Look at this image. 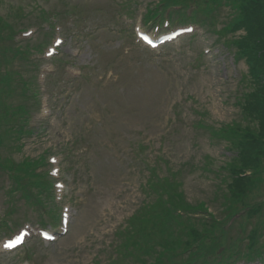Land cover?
<instances>
[{"label": "rangeland", "instance_id": "obj_1", "mask_svg": "<svg viewBox=\"0 0 264 264\" xmlns=\"http://www.w3.org/2000/svg\"><path fill=\"white\" fill-rule=\"evenodd\" d=\"M157 1L0 0V17L15 29L36 25L42 11L54 10L60 13L63 30L78 31L76 37H65L61 56L54 61L57 71L44 84L50 116L37 124L33 135L24 137L20 151L6 144L0 149V156L15 162L56 155L66 184L64 203L71 209L68 233L54 244L33 240L15 254H0V264H149L154 256L143 253L142 247L153 242L159 250V243L170 241L162 224L129 228L122 235L128 218L142 206L148 170L156 166L159 179L167 176L179 182L173 190L182 206L203 201L217 219L231 213L227 207L233 201L220 167L236 149L229 150L226 140L210 139L196 123L203 120L215 129L245 126L239 102L246 92L240 82L246 65L236 62L233 50L216 42L215 36L203 32L157 52L135 45L132 24L142 19L147 4ZM65 11L80 13L81 22L74 27L72 18L61 15ZM17 13L22 16L16 18ZM43 32L38 30L32 42H41ZM205 49L211 52L205 55ZM64 62L80 70L84 79L73 78ZM13 69L26 79L30 74L19 61ZM10 94V87L0 88L2 103ZM10 102L16 104L17 95ZM47 165L42 170L49 169ZM7 174L0 170V216L9 212ZM249 194L250 199H264V178ZM10 195L17 208L13 220L37 224L41 216L48 222L46 203L33 198L26 202L19 192ZM164 200H168L164 192H153L145 204L158 201L154 208L160 212L168 206ZM258 218L264 216L235 220L237 225L223 239L225 246L241 235L238 223L247 234ZM214 233H204V243L209 244ZM259 241H264V232ZM242 243L236 244L243 248ZM125 249L132 258L121 256ZM26 254L30 259L20 261Z\"/></svg>", "mask_w": 264, "mask_h": 264}, {"label": "trees", "instance_id": "obj_2", "mask_svg": "<svg viewBox=\"0 0 264 264\" xmlns=\"http://www.w3.org/2000/svg\"><path fill=\"white\" fill-rule=\"evenodd\" d=\"M258 98V101H262V100H264V91H263V93L262 94H260V96H258L257 97ZM262 105V104H261ZM245 140V143H246V145H250V147H252V148H254V147H256V143L255 142H250L248 139H246V138H244L243 139V141ZM235 181V183H237V182H244V181H241V179H239V181H237V180H234Z\"/></svg>", "mask_w": 264, "mask_h": 264}, {"label": "snow or ice", "instance_id": "obj_3", "mask_svg": "<svg viewBox=\"0 0 264 264\" xmlns=\"http://www.w3.org/2000/svg\"><path fill=\"white\" fill-rule=\"evenodd\" d=\"M5 247H11V244H6Z\"/></svg>", "mask_w": 264, "mask_h": 264}]
</instances>
